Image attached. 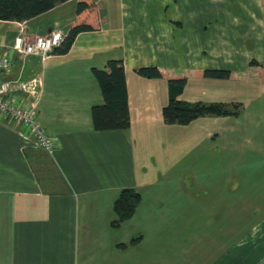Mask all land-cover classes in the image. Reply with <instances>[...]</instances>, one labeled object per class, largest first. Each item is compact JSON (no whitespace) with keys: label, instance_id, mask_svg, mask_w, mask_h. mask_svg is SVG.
<instances>
[{"label":"crops","instance_id":"crops-1","mask_svg":"<svg viewBox=\"0 0 264 264\" xmlns=\"http://www.w3.org/2000/svg\"><path fill=\"white\" fill-rule=\"evenodd\" d=\"M96 2L100 30L45 61L13 52L15 38L68 32L77 0L26 22L0 20V54L12 60L0 79L38 80L30 100H38L39 123L54 143L49 153L0 116V264H264V77L252 65H264L263 0ZM111 60L124 62L131 127L96 131L92 108L104 98L93 69ZM151 66L188 77L179 100L225 104L237 115L167 124L168 81L136 73ZM207 69L229 70L231 78L196 75ZM213 154L236 163L225 168V180L237 181L225 200L232 219L217 239L187 232L167 256L168 227L215 226L198 220V208L207 211L198 181L208 174L193 167ZM127 188L141 193V204L113 227L114 204ZM231 227L237 231L226 237Z\"/></svg>","mask_w":264,"mask_h":264},{"label":"trees","instance_id":"trees-1","mask_svg":"<svg viewBox=\"0 0 264 264\" xmlns=\"http://www.w3.org/2000/svg\"><path fill=\"white\" fill-rule=\"evenodd\" d=\"M69 1L71 0H0V20L26 22ZM76 15L71 28L66 32L62 45L55 49L53 54H68L79 35L100 30L101 14L96 0H77ZM252 65L260 67V74L264 77V65L256 62H252ZM136 73L143 78H163L168 81L170 98L168 105L164 108V119L169 125H187L201 117L237 115V112L231 111L225 104L190 103L179 100L188 82L186 76L167 75L155 66L140 68ZM93 75L99 83L104 98L103 105L92 108L94 129L96 131L129 129L131 117L123 60H111L106 69H93ZM196 75L227 80L231 78V71L207 69L197 71ZM141 201L142 195L137 190L123 189L114 204L117 219L112 223L113 227H119L132 218Z\"/></svg>","mask_w":264,"mask_h":264},{"label":"built area","instance_id":"built-area-1","mask_svg":"<svg viewBox=\"0 0 264 264\" xmlns=\"http://www.w3.org/2000/svg\"><path fill=\"white\" fill-rule=\"evenodd\" d=\"M65 36L66 33L59 30L52 31L46 36H37L34 39L21 35L15 38L11 50L25 58L37 57L45 61L55 49L62 45ZM11 66V58L0 54V71L9 69ZM13 84H17L18 91L21 90L25 96H21L14 90ZM38 85L37 79L28 82L0 79V116L22 128L28 138L51 153L54 147L53 138L42 129L39 123L38 100H30V97L34 98L37 95Z\"/></svg>","mask_w":264,"mask_h":264},{"label":"rangeland","instance_id":"rangeland-1","mask_svg":"<svg viewBox=\"0 0 264 264\" xmlns=\"http://www.w3.org/2000/svg\"><path fill=\"white\" fill-rule=\"evenodd\" d=\"M203 149V147L198 148V151ZM195 163L196 164H194L193 167L198 171L199 174H208V180L198 181V202L201 206H205L207 208V211L204 212L200 211V208H198V211L196 212L198 214V220H207L208 225L215 222V226L211 225L209 228L197 227V229L191 230L182 227L181 229H172L173 227H168L166 229L167 256L175 255L176 251H179L181 243L186 239V237L188 236L187 232L189 231H196L199 235L204 233L210 237H214L217 239V237L219 236V231L221 230V228L219 227L224 224L222 222H225V219H229L228 213H225L226 195L229 194V192L233 193L231 190H235L237 187V181L225 180V168L236 166L232 155L229 157H225L224 154L223 157L222 155L220 157H217L215 156V154H213V157L208 156V158L200 155ZM211 173L213 175L212 179H210ZM202 183H207L208 187L201 185ZM229 215H232V213H229ZM193 216L195 217V213H193ZM234 216L235 214H233V218ZM231 217L230 219H232ZM230 219L228 221H231ZM216 222H219V224L217 225ZM230 223L232 224V222ZM236 231L237 228L232 227L225 229V236L227 237V235H231L232 233L234 234ZM224 241L225 237L223 238L222 243H224ZM235 244L236 242L232 243L231 245H229V248H231ZM167 264H172V261H169Z\"/></svg>","mask_w":264,"mask_h":264}]
</instances>
